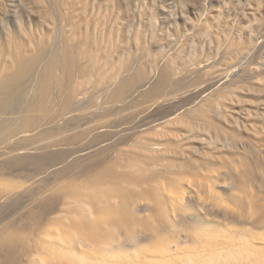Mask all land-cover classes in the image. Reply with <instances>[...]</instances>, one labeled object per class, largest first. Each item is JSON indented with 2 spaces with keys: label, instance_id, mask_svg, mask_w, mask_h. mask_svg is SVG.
Segmentation results:
<instances>
[{
  "label": "rangeland",
  "instance_id": "1",
  "mask_svg": "<svg viewBox=\"0 0 264 264\" xmlns=\"http://www.w3.org/2000/svg\"><path fill=\"white\" fill-rule=\"evenodd\" d=\"M0 56L16 90L0 112V142L34 132L17 144L26 152L0 160L3 190H16L0 198V220L21 226L18 246L0 240V263L23 256L37 232L46 238L39 204L60 195L47 244L75 256L61 223L84 199L66 185L115 155L155 174L156 192L170 205L166 192L176 191L181 204L166 229L140 206H154L149 189L132 188L138 242L115 227L117 245L89 260L264 264V0H0ZM150 226L157 241L146 238Z\"/></svg>",
  "mask_w": 264,
  "mask_h": 264
},
{
  "label": "bare ground",
  "instance_id": "2",
  "mask_svg": "<svg viewBox=\"0 0 264 264\" xmlns=\"http://www.w3.org/2000/svg\"><path fill=\"white\" fill-rule=\"evenodd\" d=\"M7 56L8 58H12V56ZM7 56L6 60L8 59ZM30 61H32L31 63L33 64L36 60L33 59L29 60L28 62ZM21 62L22 60L20 63ZM4 64L6 63L4 62L3 65ZM12 65L13 64H11V66ZM52 67L53 64L51 63L50 68L47 70V73H49L47 80L49 84L55 83L53 78L54 76H52ZM12 69L13 68L9 69V71ZM9 71L8 69H3L1 72H5L6 74L4 75H2L0 72V112H2L5 106L11 102V99H16V90L14 89L15 81L14 78H9ZM221 78L222 74H216L212 79L218 80ZM75 97L76 95L71 93L68 100L71 101ZM160 102L162 103V101ZM148 106H150V104ZM26 117L27 122H30L31 116H29V113ZM4 126V124L0 125V129H3ZM28 126L29 125L27 123V127ZM95 128L105 130L107 129V126L100 123V125H96ZM33 133V129H22L17 131L13 137H10V142L2 140L0 142V147L9 148L11 146H15V148L13 149L14 152L12 153L3 152V148H0V160L8 157L10 154H21L26 152L27 150L25 148H17L20 147L17 146V144L21 142L22 139L33 135ZM144 142H146V140H144ZM159 147V144L154 143V145L148 146V149L157 150ZM140 163L142 164V161ZM159 166L161 167V165ZM155 167L154 169H156ZM163 168L165 167L163 166ZM4 171V168L0 170L1 173ZM155 177V174H151L146 170L140 169V165L138 166L137 163H124L119 159L118 156L115 155L109 156L108 162L101 165L100 170L94 167L91 169L88 168L87 171L82 174V181H76V177L74 180L77 183H69L66 185L67 190H72V194L68 197L84 199V203L81 205V207L72 212V217L70 218L68 224L67 222L61 223L66 235L70 239H73L72 241L74 244L75 256H73L68 251V253L65 254L58 252L57 248L50 249L47 244V236L52 235L50 227L56 226L57 223L56 220L50 218L49 214L51 211L53 212L54 210L59 209L56 204L61 202L63 198V195H60L59 197L55 198L51 205H48L45 202H40L39 204L41 209L38 217L45 219L43 220L44 225L46 223L49 225V227L45 229L46 238L44 239V231L42 233V237L41 233L37 232V239L34 240L33 245H30V249L24 252L23 256H21V253L23 252H18L17 249V252L5 264H108L103 260L92 262L87 257L89 251L92 249H100L105 246L104 249L107 251L113 245H117L118 241L117 235L114 231L115 227L125 230L128 234L127 237L130 239V242H138L139 240V236L136 232H134L135 225L138 224L139 221H137L138 219L133 214L134 209L132 207V199L134 198V193L132 188H148L149 194L154 199L155 204L154 206H150L149 203H141L140 206L148 208L152 207L150 209L151 215L164 222V225L161 224V226H164L166 229L173 228L175 226L174 222L176 220L174 206L181 204V197L179 194H175L176 191H167L166 194H168L169 202H171V204L168 205L166 199L161 197L154 188L155 185L153 180ZM15 194L16 190L13 188L3 190L2 184L0 182V198L12 197ZM34 221L35 218H31L29 220V222ZM20 227V225L14 227L13 224H6L0 220V240L6 247L10 248L19 245L15 234L18 230L20 231ZM149 229L150 230L146 232V238L157 241L158 236L155 233L156 226H150ZM189 231L191 235H194L195 238H197V240L203 241L208 238L207 234L203 232L201 228L197 230L191 226ZM73 234L76 235L73 236Z\"/></svg>",
  "mask_w": 264,
  "mask_h": 264
}]
</instances>
